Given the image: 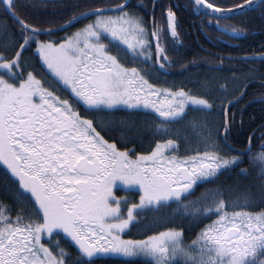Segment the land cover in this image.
Returning a JSON list of instances; mask_svg holds the SVG:
<instances>
[{
    "label": "snow or ice",
    "instance_id": "6c2138e0",
    "mask_svg": "<svg viewBox=\"0 0 264 264\" xmlns=\"http://www.w3.org/2000/svg\"><path fill=\"white\" fill-rule=\"evenodd\" d=\"M188 7L0 0V264H264V143H231L232 109L264 89V45L163 86ZM190 7L210 43L264 33V0ZM237 168L255 183L221 179Z\"/></svg>",
    "mask_w": 264,
    "mask_h": 264
},
{
    "label": "trees",
    "instance_id": "16d2710c",
    "mask_svg": "<svg viewBox=\"0 0 264 264\" xmlns=\"http://www.w3.org/2000/svg\"><path fill=\"white\" fill-rule=\"evenodd\" d=\"M168 0H162L159 3L165 4V2ZM182 0H173L174 3H179ZM90 3L94 5H102V4H117L120 3L121 0H89ZM143 3L147 6V8H141L139 9L141 12H147L148 14L151 13V0H131V3L133 5H137L140 3ZM218 2H224V0H218ZM228 2H232V0H228ZM186 6L188 7V10L184 11L182 10L180 15L181 25H182V31L184 35L182 36L184 47L180 50L181 55L177 56L175 53H170L173 59L177 60L178 62L173 65V67L169 70V75L167 77L168 84H165L163 86H169L172 82L179 83L181 81H186V78L190 75V73H195L199 71L201 74H203L208 69V65L204 63L205 59L213 60L215 59L216 62H218L219 56H242L245 54H251L253 52H259L261 51V45H264V33H261L259 31L258 23L255 27L256 34L248 36L247 38H240L234 41L235 44L239 45V47H230L226 44L215 43V38L220 37L219 32L211 31V35L213 36L214 40L212 43L208 41V39L205 37L204 34L198 31L199 27V19L195 15L194 12H192L190 3L186 0ZM156 16L159 18L160 16V10L159 8L156 9ZM196 22L195 26L193 25V22ZM233 24H239V19L233 20ZM59 35H63V33H60ZM223 39V37H221ZM203 49V50H202ZM210 54H216V56H212ZM193 59L197 60V63L201 65V67L197 68L194 66H190L189 72H183L182 70V64H187L189 61H192ZM135 66V65H130ZM230 65L228 62H225V68L229 67ZM236 67H241V65L237 64ZM256 67L260 68L261 71H264V68H261L259 62L255 65ZM224 75H228L227 72L224 73ZM161 84H163V79L160 81ZM264 92V89H260L258 85H254L251 88L248 89V94L243 98V100L240 101L239 104L235 105L232 109L236 113V125L237 127L234 129L233 133V139L231 140V143L234 148L236 149H243L248 146V137L253 136L254 139L252 141V145L255 151L259 150V146L262 142L260 139L261 133L264 132V104H261L259 100L254 99V97H259L261 93ZM192 115L196 114H190V117ZM215 115V114H214ZM241 120L243 121V126L240 127ZM133 145H129V147H132ZM137 151H144L149 147V138L144 137L143 142L137 141L136 143ZM192 147H195V144L192 145ZM181 151H184V147L181 148ZM249 165L247 163V158L245 157V163L240 165V168H248ZM240 168H237L233 170L230 173H227L225 177H222V180H227V182L231 183L233 180L239 179L240 183L242 184H250L255 183V178L257 175V172L252 171L250 175L247 178L244 177H238L237 173L239 172ZM0 170H2V166H0ZM204 187L201 186L199 189H197L196 195H199L201 191L204 190ZM126 195L129 199H132L134 201L138 200V196L134 195L131 191L126 190H120L117 192V196ZM259 210V209H255ZM185 227H188L187 222H185ZM193 231H198V229H194ZM186 235L191 237L193 235V232H186ZM127 237H141L140 232L137 230L131 229V234L126 235ZM62 246H66L63 244ZM109 264H120L119 261H112L109 262ZM134 264H144L143 258H136L134 259Z\"/></svg>",
    "mask_w": 264,
    "mask_h": 264
},
{
    "label": "flooded vegetation",
    "instance_id": "af4514ba",
    "mask_svg": "<svg viewBox=\"0 0 264 264\" xmlns=\"http://www.w3.org/2000/svg\"><path fill=\"white\" fill-rule=\"evenodd\" d=\"M160 1H162V0H158V3L160 2ZM190 4H191V0H187ZM151 2H152V0H151ZM167 4V1L165 2V5ZM180 4L181 5H186L187 3H186V0H182L181 2H180ZM151 10H152V5H151ZM118 192V191H117ZM117 192H116V195H117Z\"/></svg>",
    "mask_w": 264,
    "mask_h": 264
},
{
    "label": "rangeland",
    "instance_id": "374dc122",
    "mask_svg": "<svg viewBox=\"0 0 264 264\" xmlns=\"http://www.w3.org/2000/svg\"><path fill=\"white\" fill-rule=\"evenodd\" d=\"M124 196H126V195H122V196H120V197H124ZM134 230H137L136 228H134ZM125 239H141V237H136V238H133V237H127L126 235H125V237H124ZM134 259H136V258H134Z\"/></svg>",
    "mask_w": 264,
    "mask_h": 264
}]
</instances>
